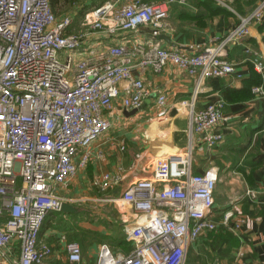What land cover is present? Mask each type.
Wrapping results in <instances>:
<instances>
[{
	"label": "built area",
	"instance_id": "obj_1",
	"mask_svg": "<svg viewBox=\"0 0 264 264\" xmlns=\"http://www.w3.org/2000/svg\"><path fill=\"white\" fill-rule=\"evenodd\" d=\"M184 1L129 0L117 6L107 0L84 12L76 29L69 15L55 16L48 0H0V264H51L52 249L38 234L48 213L65 202L54 188L89 161L88 147L109 130L104 113L121 90L119 103L125 110L147 97L141 79L131 75L134 67L156 72L171 64L194 76L191 99L178 103L186 110L188 134L201 133L208 146L221 140L212 129L226 119L223 101L194 110L193 99L203 78L241 76L236 63L226 58V48L247 36L252 23L262 21L264 0H256L214 42L187 45L191 52L163 47L156 39L166 28L169 5ZM214 1L228 7L223 0ZM140 25L148 27L152 41L128 47L91 39L95 32L114 35ZM245 53L241 60L262 73L264 54ZM251 93L263 96V86L253 85ZM154 100L161 117L164 95ZM192 150L189 139L182 151L155 157L149 178L107 198L131 210L121 221L132 247L121 254L101 243L93 264H183L187 243L214 229L207 215L217 173L214 168L192 173ZM120 180L103 173L93 183L103 189ZM244 196L253 198L254 191L246 189ZM230 216L227 210L222 220ZM64 251L65 264H81L78 243L65 241Z\"/></svg>",
	"mask_w": 264,
	"mask_h": 264
},
{
	"label": "crops",
	"instance_id": "obj_2",
	"mask_svg": "<svg viewBox=\"0 0 264 264\" xmlns=\"http://www.w3.org/2000/svg\"><path fill=\"white\" fill-rule=\"evenodd\" d=\"M109 1L118 5L127 0ZM223 1L228 7L220 5L222 8L215 12L211 9L217 6L212 3L208 6L205 0L170 4L165 19L166 28L156 37L159 44L184 52H191L187 45L210 44L235 25L238 16L247 13L256 0ZM90 2L88 0L86 5ZM91 39L123 43L128 47L132 43L146 44L153 40L145 25L114 35L95 32ZM245 50L264 54V17L260 23L250 25L247 36L226 48V58L236 63L241 76L207 77L201 79L197 86L194 110L217 99L224 103L226 119L212 129L219 132L222 138L212 146L204 143L201 133L192 131L188 134L186 110L178 107L179 101L191 99L196 86L195 77L171 64L156 72L149 66L134 67L131 75L141 79L148 95L132 113L129 112L132 109L125 110L120 106L122 90L113 100L111 110L104 113L110 128L89 145V161L78 168L64 185L54 188L55 194L76 209L74 212L59 211L61 215L77 213L75 202L88 199L84 194L89 190H106V198H110L134 181L149 178L151 162L155 157L182 151L190 139L193 148L191 172L197 174L214 168L217 173L213 202L207 215L215 227L187 243L183 264H264V131L261 129L264 95H250L248 91L247 85L254 76L250 72V64L241 60ZM252 71L259 75L264 89V68L262 73ZM120 85L123 87L124 82ZM253 85L251 83L250 88ZM157 94H163L165 98V114L161 117L156 115L158 108L154 99ZM130 126L132 128L128 130ZM103 173L118 175L120 183L99 188L93 182ZM246 189L254 191L253 198L244 196ZM121 207L125 208L120 215L122 220L124 216H130L131 210L126 205ZM227 210L231 211V216L223 221L222 214ZM55 212L58 211L48 213L44 219L49 220L51 225L43 229V221L38 238L50 245L51 264H65L64 243L68 239L65 232L52 227ZM125 225L119 221L112 227H120L122 236H125ZM124 240L127 241L125 237ZM98 245L95 248V244L90 242L85 248L79 246L81 264H93ZM107 245L112 252L121 254H126L132 247L129 241L114 248Z\"/></svg>",
	"mask_w": 264,
	"mask_h": 264
},
{
	"label": "rangeland",
	"instance_id": "obj_3",
	"mask_svg": "<svg viewBox=\"0 0 264 264\" xmlns=\"http://www.w3.org/2000/svg\"><path fill=\"white\" fill-rule=\"evenodd\" d=\"M87 2L88 0H56L53 11L56 17H61L62 15L72 17V27L77 29L81 16L86 10L90 9H84ZM126 2L119 4L122 5ZM131 128L130 126L128 130H131ZM107 193L108 191L106 190L96 191L92 189L84 194L88 199L75 202L78 214L72 218H68L70 219V223L64 220V229L59 228L65 232L68 241H74L71 240V237L75 235L77 241L74 242L78 243L81 248H85L90 242L94 243L96 248L99 243L105 242L108 244V242L121 233L120 227L113 228L112 226L121 221L120 215H123L125 208L118 206L116 203L109 202L106 198ZM112 221H114L113 224H111Z\"/></svg>",
	"mask_w": 264,
	"mask_h": 264
},
{
	"label": "trees",
	"instance_id": "obj_4",
	"mask_svg": "<svg viewBox=\"0 0 264 264\" xmlns=\"http://www.w3.org/2000/svg\"><path fill=\"white\" fill-rule=\"evenodd\" d=\"M143 1H157V0H143ZM103 2H105V0H91V2H90L91 4L90 5H86L84 9L92 8L93 6L99 5V4L103 3ZM205 2L207 3L208 6H211V3L213 5H215V6H217V7H212L211 12L213 10H214L213 12H215V11L219 10L220 8H222L219 4H216V2L213 1V0H205ZM48 3H49V6H50L52 12L54 13L53 9H54V5L56 3V0H48ZM250 72L254 76V78L252 80H250L249 83L252 81L251 83L254 84V85H259V84L262 85V82L259 79V75H256V74L253 73L251 65H250ZM249 83H248L249 86L247 85V88H248V91H250V95H251V88H250V84L251 83L250 84ZM61 214L62 213L59 212V211L53 213V216L55 217V220H54V223L52 224V227H55L57 229H59V228L60 229H64L63 228L64 220H66V222L70 223V219H68V218H72L73 216L77 215L78 213H75V214L73 213V214L64 215V216H62ZM50 225L51 224H50L49 220H46V221H44L42 227L44 229V228H46V227H48ZM124 237L125 236L124 235L122 236V234L120 233L119 235H117L116 237H114L110 242H108V244L112 248H114L116 246H120L123 243H127V241L124 240ZM71 240L77 241L76 236L75 235H72Z\"/></svg>",
	"mask_w": 264,
	"mask_h": 264
},
{
	"label": "water",
	"instance_id": "obj_5",
	"mask_svg": "<svg viewBox=\"0 0 264 264\" xmlns=\"http://www.w3.org/2000/svg\"><path fill=\"white\" fill-rule=\"evenodd\" d=\"M136 110V108L130 110L129 112L132 113ZM76 209L73 208L69 203L67 202H61L60 204V207H59V211H62V212H74Z\"/></svg>",
	"mask_w": 264,
	"mask_h": 264
}]
</instances>
